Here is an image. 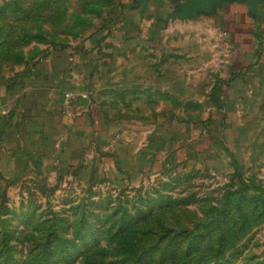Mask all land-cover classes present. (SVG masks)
I'll return each mask as SVG.
<instances>
[{"label":"rangeland","instance_id":"rangeland-1","mask_svg":"<svg viewBox=\"0 0 264 264\" xmlns=\"http://www.w3.org/2000/svg\"><path fill=\"white\" fill-rule=\"evenodd\" d=\"M136 2L0 0V264H32L29 253L49 225L75 241L69 253L54 255L56 264H73L65 256L84 264L97 227L114 224L106 218L113 213L138 223L140 240L148 242L161 222L206 225L205 248L223 244L224 255L209 252L204 264H264L263 103L238 118L232 101L222 109L210 101L221 71L217 55L190 39L146 31L173 23H146L143 52L92 70L95 79L83 83L80 94L111 120L104 132L48 135L10 109L40 59L62 52L79 71L78 58L95 60L99 36ZM239 204L250 217L242 219ZM80 221L82 232L74 226ZM235 223H247L243 233L233 231Z\"/></svg>","mask_w":264,"mask_h":264},{"label":"crops","instance_id":"crops-1","mask_svg":"<svg viewBox=\"0 0 264 264\" xmlns=\"http://www.w3.org/2000/svg\"><path fill=\"white\" fill-rule=\"evenodd\" d=\"M189 1L137 0L122 12L120 21L111 30L99 36V52L93 51L99 54L93 56L95 60L90 62L78 56L75 65L81 67L79 71L70 68L62 52L40 59L28 73L29 85L22 90L18 106L10 109L17 108L20 119L39 125L48 135L81 130L104 132L111 126V120L91 98L80 94L85 93L83 83L89 82L90 77L95 79L90 74L92 70L107 68L113 60L133 51L143 52L147 32L155 38L190 39L201 51L217 55L221 71L213 81L209 99L219 100L221 109L232 101L234 114L239 118L246 109L258 108L259 101L264 106V87L261 88L264 85V0L255 3L252 0H205L203 7L199 5L193 13L183 17L176 15ZM168 22L173 23L171 27L160 31L149 26ZM146 23L152 30L146 29L143 34L141 29ZM94 44L97 45V41ZM261 147L264 148V142ZM259 161L264 163V157Z\"/></svg>","mask_w":264,"mask_h":264},{"label":"trees","instance_id":"trees-1","mask_svg":"<svg viewBox=\"0 0 264 264\" xmlns=\"http://www.w3.org/2000/svg\"><path fill=\"white\" fill-rule=\"evenodd\" d=\"M128 7H124V10ZM230 196V193L229 195ZM223 208V205H222ZM219 210V209H215ZM220 211V210H219ZM219 213V212H218ZM239 213L241 214L242 219L250 217L252 212L244 211V208L239 204ZM249 213V214H248ZM117 213L106 216L107 219H113L114 224H111L109 227L98 226L95 232H99L93 236H97L94 240L93 246H88L87 251L92 256L84 260V264H204L209 259L207 257L211 255L212 258L219 259L224 255L222 250L223 244L218 246V249L209 250L205 248V243L207 241V226L202 225L200 228L189 229V227H183L176 229L169 226L168 224L163 225L161 222L158 230L154 231L152 241L140 240L138 229L136 225H133L135 222H128L126 217L119 219L116 217ZM248 214V216H247ZM150 214H146L147 218ZM102 218L100 214L97 215ZM81 218V217H80ZM82 220V218H81ZM116 222H119L118 224ZM218 218L211 220V226L213 224H218ZM83 223L80 221L78 224H74L75 228L77 227L78 232H82ZM233 231L238 233H243L247 223L244 225H237ZM44 232L42 242L37 245V250L35 253H29L35 258L32 264H56L54 259L55 254H64L69 253L68 249H72L73 242H67L63 234L64 232L60 231L58 227L54 225H49ZM202 229V230H201ZM220 230V225L218 227ZM106 236L103 241L100 242V234ZM150 233V232H147ZM99 234V235H98ZM152 234V232H151ZM177 238H180L178 240ZM188 239V241H184ZM212 242L215 240H210ZM9 244L6 243V246ZM34 248V247H33ZM67 249V250H66ZM34 251V250H31ZM68 251V252H67ZM5 253H9L8 251ZM33 254V255H32ZM4 255V254H3ZM28 255V254H27ZM70 258H64L71 260L75 264L77 256H65Z\"/></svg>","mask_w":264,"mask_h":264},{"label":"water","instance_id":"water-1","mask_svg":"<svg viewBox=\"0 0 264 264\" xmlns=\"http://www.w3.org/2000/svg\"><path fill=\"white\" fill-rule=\"evenodd\" d=\"M252 1L255 3L257 0H252ZM204 2H205V0H190L188 4H185L183 6V11L180 13H177L176 15L183 17L189 13H193V11L197 7H199V5H201L203 7Z\"/></svg>","mask_w":264,"mask_h":264},{"label":"built area","instance_id":"built-area-1","mask_svg":"<svg viewBox=\"0 0 264 264\" xmlns=\"http://www.w3.org/2000/svg\"><path fill=\"white\" fill-rule=\"evenodd\" d=\"M87 95H84V97H86Z\"/></svg>","mask_w":264,"mask_h":264}]
</instances>
